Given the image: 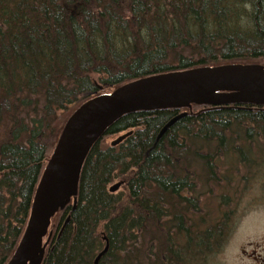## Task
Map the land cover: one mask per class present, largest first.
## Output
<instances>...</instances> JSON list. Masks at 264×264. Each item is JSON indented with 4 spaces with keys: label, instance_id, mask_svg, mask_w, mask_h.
<instances>
[{
    "label": "trees",
    "instance_id": "trees-1",
    "mask_svg": "<svg viewBox=\"0 0 264 264\" xmlns=\"http://www.w3.org/2000/svg\"><path fill=\"white\" fill-rule=\"evenodd\" d=\"M229 64L264 66V0H0V264L80 106L142 78ZM256 188L264 105L128 113L89 152L77 208L52 218L42 264H94L107 240L100 264H208Z\"/></svg>",
    "mask_w": 264,
    "mask_h": 264
},
{
    "label": "water",
    "instance_id": "water-1",
    "mask_svg": "<svg viewBox=\"0 0 264 264\" xmlns=\"http://www.w3.org/2000/svg\"><path fill=\"white\" fill-rule=\"evenodd\" d=\"M198 105H264V66L229 64L169 72L127 83L109 94L96 96L82 106L66 123L37 185L30 216L23 236L7 264H42L46 254L45 238L52 218L69 204L77 208L81 172L89 152L107 128L122 116L136 111L192 108ZM171 118L159 132L155 144L186 116ZM118 138L113 144L119 143ZM122 186L117 182L110 192ZM71 220L66 218L60 235ZM106 239V237H104ZM109 242L95 258L100 264Z\"/></svg>",
    "mask_w": 264,
    "mask_h": 264
},
{
    "label": "rangeland",
    "instance_id": "rangeland-1",
    "mask_svg": "<svg viewBox=\"0 0 264 264\" xmlns=\"http://www.w3.org/2000/svg\"><path fill=\"white\" fill-rule=\"evenodd\" d=\"M113 138H108L110 143ZM235 227L219 253L208 264H259L250 252L256 250L264 258V191L254 193L239 207Z\"/></svg>",
    "mask_w": 264,
    "mask_h": 264
},
{
    "label": "flooded vegetation",
    "instance_id": "flooded-vegetation-1",
    "mask_svg": "<svg viewBox=\"0 0 264 264\" xmlns=\"http://www.w3.org/2000/svg\"><path fill=\"white\" fill-rule=\"evenodd\" d=\"M49 160V159H48ZM48 162V161H47ZM250 257L255 258V260L257 262H259V264H264V258L261 257V255L256 251V250H252V252H250Z\"/></svg>",
    "mask_w": 264,
    "mask_h": 264
},
{
    "label": "bare ground",
    "instance_id": "bare-ground-1",
    "mask_svg": "<svg viewBox=\"0 0 264 264\" xmlns=\"http://www.w3.org/2000/svg\"><path fill=\"white\" fill-rule=\"evenodd\" d=\"M52 134V133H51Z\"/></svg>",
    "mask_w": 264,
    "mask_h": 264
}]
</instances>
